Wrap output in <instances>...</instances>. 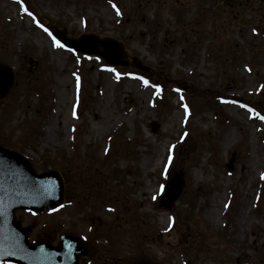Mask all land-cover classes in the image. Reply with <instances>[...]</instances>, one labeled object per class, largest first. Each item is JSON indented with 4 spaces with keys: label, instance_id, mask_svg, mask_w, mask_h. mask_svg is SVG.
Masks as SVG:
<instances>
[{
    "label": "rangeland",
    "instance_id": "rangeland-1",
    "mask_svg": "<svg viewBox=\"0 0 264 264\" xmlns=\"http://www.w3.org/2000/svg\"><path fill=\"white\" fill-rule=\"evenodd\" d=\"M29 1L0 0V60L17 74L0 101V142L38 171L56 161L50 168L70 175L61 170V208L19 214L32 240L88 237L82 264H264V198L255 206L264 187V0ZM58 30L115 39L128 64L60 39L58 48ZM175 173L185 184L169 209L160 203Z\"/></svg>",
    "mask_w": 264,
    "mask_h": 264
},
{
    "label": "water",
    "instance_id": "water-1",
    "mask_svg": "<svg viewBox=\"0 0 264 264\" xmlns=\"http://www.w3.org/2000/svg\"><path fill=\"white\" fill-rule=\"evenodd\" d=\"M55 34L69 48L100 55L114 66L128 64L123 60V44L114 39L100 40L91 34L71 39L60 30ZM15 80L13 68L0 61V100L9 94ZM184 184L182 174H176L167 187L162 205L171 207L181 195ZM65 191V180L59 170L37 172L28 157L0 144V263L78 264L81 257L88 255L87 244L79 236L63 235L57 246L48 239L31 243V227H23L16 218L17 209L41 212L59 207L64 202ZM134 264L159 263L140 259Z\"/></svg>",
    "mask_w": 264,
    "mask_h": 264
},
{
    "label": "trees",
    "instance_id": "trees-1",
    "mask_svg": "<svg viewBox=\"0 0 264 264\" xmlns=\"http://www.w3.org/2000/svg\"><path fill=\"white\" fill-rule=\"evenodd\" d=\"M26 3L28 4V6H30V1L29 0H26ZM189 26V24H186V28ZM189 34H190V32H189V29H187L186 30V32H184L183 33V36H184V38H186L187 40H189L190 38H189ZM189 38V39H188ZM192 38V37H191ZM192 42V41H191ZM84 82V81H83ZM83 82H81V89H82V91H83V93H84V89H85V83H83ZM123 82V80L121 81V83ZM166 95H167V91H163L162 92V95H161V97H160V100H159V102H158V104H159V106L161 107V109H163V108H165V106H167L166 105ZM214 102H216L217 104H219L220 105V102H219V100L217 99V98H215V100H213ZM211 102V101H210ZM213 103V102H212ZM209 104V103H208ZM211 104V103H210ZM50 166H52V167H56L57 166V164H56V161H46L45 160V163H44V166H43V168L42 169H44V170H46V169H49L50 168ZM64 168H62L61 167V170H63ZM63 172L65 173V176L67 177V175H69L68 174V172H67V170H63ZM70 176V175H69ZM264 187L262 186L261 188H260V194H259V197H258V200L261 202L262 201V198H264ZM231 199H234V197H235V191L232 189V192H231ZM232 202H233V200H232ZM260 202H258L257 204H256V206L257 207H259V204H260ZM264 203V202H263ZM232 204L233 203H231L230 204V207L229 208H231L232 207Z\"/></svg>",
    "mask_w": 264,
    "mask_h": 264
},
{
    "label": "snow or ice",
    "instance_id": "snow-or-ice-1",
    "mask_svg": "<svg viewBox=\"0 0 264 264\" xmlns=\"http://www.w3.org/2000/svg\"><path fill=\"white\" fill-rule=\"evenodd\" d=\"M113 7L115 8L116 6L115 5H113ZM25 11L27 12V9H25ZM29 16H31L32 15V13H30V12H28L27 13ZM120 13H119V9H117V15H119ZM38 26L39 27H43V25H40L39 23H38ZM44 31H48L47 30V28H45L44 29ZM49 35H51V33H49ZM53 43H54V45L56 46V47H58V48H63L64 47V45L63 44H61L60 43V41L59 40H57L55 37H53ZM110 71H114V69H109ZM117 77L119 78V74H117ZM142 79V78H141ZM77 81H79V77H77ZM143 83L145 84V85H147L148 84V81L147 80H143ZM157 87V91L159 92V86H156ZM185 111L187 112V106L185 105ZM250 111H251V109H250ZM260 119H264V116H262V117H259ZM169 160H171V157H169ZM262 178H264V175H262ZM163 185H161V191H163ZM153 199H155V197H153Z\"/></svg>",
    "mask_w": 264,
    "mask_h": 264
},
{
    "label": "flooded vegetation",
    "instance_id": "flooded-vegetation-1",
    "mask_svg": "<svg viewBox=\"0 0 264 264\" xmlns=\"http://www.w3.org/2000/svg\"><path fill=\"white\" fill-rule=\"evenodd\" d=\"M20 213H22V211H18L17 212V215H19ZM90 242L92 243V241L90 240ZM55 243H56V240H55ZM90 247V246H89ZM90 250H91V248H90Z\"/></svg>",
    "mask_w": 264,
    "mask_h": 264
}]
</instances>
